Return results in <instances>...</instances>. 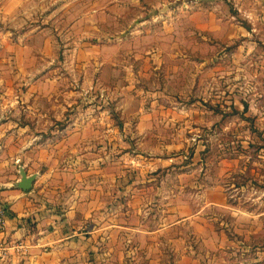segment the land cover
I'll return each instance as SVG.
<instances>
[{"label":"rangeland","instance_id":"obj_1","mask_svg":"<svg viewBox=\"0 0 264 264\" xmlns=\"http://www.w3.org/2000/svg\"><path fill=\"white\" fill-rule=\"evenodd\" d=\"M193 1L0 0L1 121L10 110L45 149L59 143L73 180L102 150L165 192L151 196L159 211L221 187L224 204L151 257L108 264H264V0L228 3L242 35L199 33Z\"/></svg>","mask_w":264,"mask_h":264},{"label":"crops","instance_id":"obj_2","mask_svg":"<svg viewBox=\"0 0 264 264\" xmlns=\"http://www.w3.org/2000/svg\"><path fill=\"white\" fill-rule=\"evenodd\" d=\"M135 1L151 12L168 6L174 10L187 7L184 3L177 7L180 0ZM232 1L239 7L247 2ZM229 2H191L197 31L242 35L229 14ZM183 21L188 20L185 17ZM179 22L182 24V19ZM8 112L10 115L0 120V201L9 211L5 237L11 249L0 264H108L114 257L136 255L147 259L178 225L224 204L221 187L215 182L207 189L200 184L192 187L196 191L175 196L182 199L179 205L171 207L169 203V208L159 211L151 196H165V192L159 188L153 191L152 179L147 176L123 175L124 167H118V160L108 162L102 150L90 156L92 160L83 153L78 160L83 161L84 170L73 180L67 172L73 164L68 166L59 143L55 154L45 149L33 138L34 131L18 126L14 118H8L12 111ZM43 166L48 170L41 173ZM23 177L32 179L27 191L18 186ZM192 181L193 177L186 183ZM18 245L22 247L19 250L14 248Z\"/></svg>","mask_w":264,"mask_h":264},{"label":"built area","instance_id":"obj_3","mask_svg":"<svg viewBox=\"0 0 264 264\" xmlns=\"http://www.w3.org/2000/svg\"><path fill=\"white\" fill-rule=\"evenodd\" d=\"M198 1V0H194ZM9 217V211L7 207L0 201V261L4 260L8 255V251L11 249L8 247V242L5 237L6 221ZM16 249H21L20 245L15 246ZM14 252V251H13Z\"/></svg>","mask_w":264,"mask_h":264},{"label":"water","instance_id":"obj_4","mask_svg":"<svg viewBox=\"0 0 264 264\" xmlns=\"http://www.w3.org/2000/svg\"><path fill=\"white\" fill-rule=\"evenodd\" d=\"M32 179L31 178H27V177H23L21 179V182L19 183V188L22 189L23 191H27L30 188V184H31Z\"/></svg>","mask_w":264,"mask_h":264}]
</instances>
